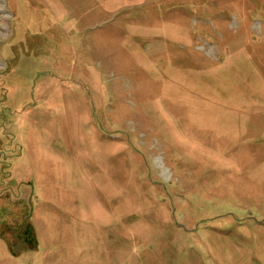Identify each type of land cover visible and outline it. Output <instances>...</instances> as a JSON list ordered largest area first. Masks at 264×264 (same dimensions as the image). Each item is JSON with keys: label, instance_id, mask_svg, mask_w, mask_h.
Here are the masks:
<instances>
[{"label": "rangeland", "instance_id": "rangeland-1", "mask_svg": "<svg viewBox=\"0 0 264 264\" xmlns=\"http://www.w3.org/2000/svg\"><path fill=\"white\" fill-rule=\"evenodd\" d=\"M0 225V264H264V0H0Z\"/></svg>", "mask_w": 264, "mask_h": 264}, {"label": "trees", "instance_id": "trees-1", "mask_svg": "<svg viewBox=\"0 0 264 264\" xmlns=\"http://www.w3.org/2000/svg\"><path fill=\"white\" fill-rule=\"evenodd\" d=\"M5 213H6V216H4V220H7L8 215H11V214L9 212H5ZM11 217H12V215H11ZM8 222H9V224L6 225L7 226V230H13V229H10V223L14 224V219L13 220H9ZM23 232H24V235L20 237L19 241H20L21 245H19V246L26 248L27 251H29V252H35L37 250V248H38V245H37V242H36L35 232H34L33 226L32 225H28L26 227V229H24ZM23 232H22V234H23ZM3 235H4V233L0 232V236L2 237ZM28 235H30V237H29L28 240H26L25 237H27ZM9 250L15 257L19 256V251L16 249L15 244L14 245L10 244L9 245Z\"/></svg>", "mask_w": 264, "mask_h": 264}, {"label": "flooded vegetation", "instance_id": "flooded-vegetation-1", "mask_svg": "<svg viewBox=\"0 0 264 264\" xmlns=\"http://www.w3.org/2000/svg\"><path fill=\"white\" fill-rule=\"evenodd\" d=\"M12 218H13V217H12ZM13 219H14V218H13ZM8 224H9V223H8ZM0 226H1V225H0ZM6 230H7V228H6ZM0 232H4V231H1V230H0ZM21 239H22V238H21ZM19 240H20V239H19Z\"/></svg>", "mask_w": 264, "mask_h": 264}]
</instances>
